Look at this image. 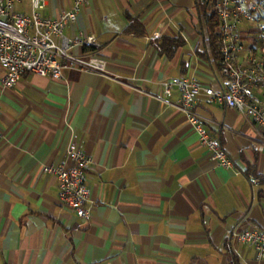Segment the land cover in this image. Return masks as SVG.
Here are the masks:
<instances>
[{"label":"crops","instance_id":"1","mask_svg":"<svg viewBox=\"0 0 264 264\" xmlns=\"http://www.w3.org/2000/svg\"><path fill=\"white\" fill-rule=\"evenodd\" d=\"M72 2L47 0L40 12L55 17ZM15 9L33 13L31 0ZM65 34L95 35L99 49L72 52L105 59L109 76L31 74L3 92L0 264H264L231 236L264 229V128L200 97L196 112L233 160L225 168L175 106L179 91L175 105L159 99L162 82L181 75L221 87L210 0H89ZM72 142L93 160L87 220L61 203L59 179L44 171L71 164Z\"/></svg>","mask_w":264,"mask_h":264},{"label":"built area","instance_id":"2","mask_svg":"<svg viewBox=\"0 0 264 264\" xmlns=\"http://www.w3.org/2000/svg\"><path fill=\"white\" fill-rule=\"evenodd\" d=\"M22 0H0V107L2 94L14 88L23 76L36 74L53 80L64 79L65 69L109 76L108 63L98 56L88 58L74 54L77 45L99 49L95 35L69 37L65 29L77 21L89 0H73L69 10L55 17H44L40 10L47 0H31L33 13L16 11ZM218 21L219 63L221 87L204 85L197 77L181 75L162 82L161 101L169 105L174 90L180 93L175 105L182 111L199 134L200 144L207 148L212 160L225 168L233 160L217 138L207 128L208 119L195 110L201 96L234 109L260 128H264V0H210ZM154 34L150 39H156ZM264 149V144L259 150ZM69 166H44L60 181L59 199L82 219L91 216L88 174L93 160L75 142L67 149ZM255 184L260 179L252 177ZM232 238L252 246L258 258L264 259V229L233 231Z\"/></svg>","mask_w":264,"mask_h":264},{"label":"trees","instance_id":"3","mask_svg":"<svg viewBox=\"0 0 264 264\" xmlns=\"http://www.w3.org/2000/svg\"><path fill=\"white\" fill-rule=\"evenodd\" d=\"M214 15L216 16V14L214 13ZM178 41L179 40H171V39H164V42L165 43H169L170 44V46H175L176 45V43H178ZM165 46V45H164ZM215 52H216V55H217V57H218V60H219V41H218V43L216 44V48H215ZM234 264H238V262H234Z\"/></svg>","mask_w":264,"mask_h":264}]
</instances>
